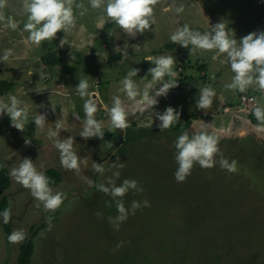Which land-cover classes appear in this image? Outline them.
Wrapping results in <instances>:
<instances>
[{
  "label": "rangeland",
  "instance_id": "obj_1",
  "mask_svg": "<svg viewBox=\"0 0 264 264\" xmlns=\"http://www.w3.org/2000/svg\"><path fill=\"white\" fill-rule=\"evenodd\" d=\"M72 3L77 14L75 27L64 34L58 32L57 39L39 46L32 44L22 30L25 0H4L0 7V57L7 56L0 59V81L4 82L0 87L6 96H16L22 89L16 97L28 112L23 131L12 127L7 115L0 118V160L9 172L24 158L31 159L44 173L56 169L61 178L51 187L54 193L66 195L59 209L48 212L10 176L11 185L6 191L12 214L10 233L23 231L27 235L32 244L28 264H264V122L251 114L257 107L254 101L261 103L262 97L257 93L251 104L241 106V93L224 87L232 73L221 62L223 56L215 58L213 52L195 48L189 51L169 40L185 24L205 32L223 23L237 39L257 27L264 30V0H157L156 23L151 31L135 39L126 37L114 24H104L103 14L91 9L89 0ZM179 6L184 11L176 15L174 10ZM166 7L171 11L165 12ZM9 16L20 22V29L7 27ZM124 42L127 59L114 49L116 45L123 47ZM168 54L177 59L179 84L166 98H158L156 110L162 112L172 106L180 116L190 119V129L206 128L220 134V151L229 161H237L236 173L222 170L219 163L211 169L197 165L185 182L177 183L172 144L181 132L160 131L155 118L152 125L150 112L130 116V127L124 132L105 130V135L113 134L110 138L85 140L79 136L85 119L84 100L75 91L80 79L88 80L89 91L95 89L99 94L101 90L103 97L120 95L124 106L131 107L132 101L117 91L119 82L136 67L141 71L134 79L142 89L150 79L143 77L151 66L144 58ZM48 60H56V64L51 66ZM29 70L33 72L31 77L27 75ZM202 87L217 92L212 107L205 110L206 116L194 106ZM40 91L46 95L39 98L48 102L47 107L43 100L32 103L37 107L24 102L26 96L30 98ZM223 92L228 95L221 105L219 96ZM6 96L0 97V104L10 103ZM96 100L104 109L96 113V118L107 120L106 110L112 105L105 107L104 99ZM38 109L47 112L43 128L33 122ZM73 113L79 115V120ZM243 119L259 122L263 132L244 129ZM56 122L62 125L59 139L73 136L74 150L85 161L79 174L60 167L59 152L48 137ZM241 129L247 135L236 137L234 133ZM25 140L30 142L26 144ZM93 162H104V174L92 170ZM121 164L123 168H119ZM117 170L121 174L117 184L126 178L136 179L144 189L136 194L130 191L123 198L125 207H130L133 200L146 199L150 203L130 214L118 231L108 222L109 217L117 215L116 204L97 188L107 184ZM85 177L94 181L93 185L89 186ZM24 242L9 243L4 224L0 225V264H20Z\"/></svg>",
  "mask_w": 264,
  "mask_h": 264
},
{
  "label": "clouds",
  "instance_id": "obj_2",
  "mask_svg": "<svg viewBox=\"0 0 264 264\" xmlns=\"http://www.w3.org/2000/svg\"><path fill=\"white\" fill-rule=\"evenodd\" d=\"M157 0H89V7L99 10L103 14L104 24H114L126 37L135 39L138 35L151 31L155 20V5ZM4 0H0V7H3ZM79 7V6H77ZM24 10L26 22L23 23V31L28 33L27 39L35 45H41L44 41L57 39V33L63 34L70 28L75 27L77 14L74 11L72 0H25ZM165 12L171 11L166 7ZM175 14L179 15L184 11L183 6L175 8ZM79 15H83L80 12ZM3 19V17H0ZM7 27L13 31L21 28L20 22L9 16ZM231 29V28H230ZM62 40V39H61ZM170 42L182 48L200 49L206 52H213L215 58L224 57L221 61L226 63L228 70L232 73L230 82L224 85L228 91L246 93L249 88L264 93V30H257L248 33L240 39L235 38L233 30H229L223 23H216L207 31L201 32L185 24L177 28L170 36ZM128 42V41H127ZM189 46H191L189 48ZM114 49L121 53L122 58H128V47L116 45ZM11 50H9L10 53ZM7 59V56L0 57ZM144 60L150 62L145 77H150L141 89L134 79L140 73V69L132 67L123 79L119 82L118 93H123L128 100L132 101L131 107H125L120 95L112 97V107L107 109V120L97 119L96 113L104 110L98 104L96 97L89 92V82L87 79H80L75 86V91L84 100V126L79 136L87 140L89 138L103 139L105 130L113 133L130 127L129 117L143 116L146 112L152 114V125L154 119L158 121L156 127L160 131L169 130L180 121V111L172 106H167L164 110L157 111L156 107L160 97H167L170 90L178 87L179 73L175 68L176 57L172 54L160 56H146ZM33 72L28 71L31 77ZM43 78L44 74H39ZM167 77V79H166ZM215 77L213 76V79ZM10 103L0 104V118L4 115L10 119L11 126L23 131L28 121L26 108L21 107V101L16 96H11ZM214 99H217V92L212 87H202L199 89V96L195 100V109L202 110L203 115H207L205 110L212 107ZM221 105L223 99L220 98ZM257 121L264 122V107L257 106L251 113ZM75 119L79 120V115L73 113ZM47 112L37 114L34 124L38 128H43L47 122ZM62 125L56 122L54 129L49 130L48 137L52 140L53 147L59 152L60 167L65 171H74L79 174L81 165L85 161L74 150L73 136L59 139ZM236 137L243 138L247 135L244 129L234 133ZM223 137L215 132H210L206 128L198 130L187 129L182 131L173 141V158L176 169L173 177L177 183L185 182L192 175L194 166L201 169L214 168L217 163L222 170L228 173H236L237 161H229L220 151L219 144ZM30 140H25L29 143ZM124 165H119L123 168ZM92 170L98 174H104V162H93ZM9 175L12 179L30 192L31 198L41 202L43 208L48 212H55L61 207L66 199L62 192H53L50 178L38 170L33 161L24 158L17 168H13ZM120 171L113 172L108 178L107 184H99L97 188L115 202L117 215L109 217L108 222L114 230H119L120 225L125 222L130 214H135L136 210L149 207L148 200L143 202L133 200L130 207L126 208L124 197L131 191L133 194L142 193L143 187L136 179H123L121 183ZM89 186L94 181L84 178ZM100 216V213H97ZM12 219L11 209L5 208L0 211V225L10 223ZM51 222V217L48 218ZM7 239L11 244H19L26 239L23 231H12Z\"/></svg>",
  "mask_w": 264,
  "mask_h": 264
},
{
  "label": "trees",
  "instance_id": "obj_3",
  "mask_svg": "<svg viewBox=\"0 0 264 264\" xmlns=\"http://www.w3.org/2000/svg\"><path fill=\"white\" fill-rule=\"evenodd\" d=\"M49 65L53 66L56 64V60H48ZM0 85H4V82L0 81ZM3 93L2 88L0 87V94ZM249 94V93H247ZM257 123V121H256ZM191 126V121L189 118H185L183 116H180V121L171 129L177 131V132H182L186 129H188ZM112 133L107 132V134H104L103 139H99V140H104L107 139V136L112 137ZM9 169L6 165V163L2 160H0V211H2L5 208H10L9 205V200H8V196L6 194V191L8 190V188L11 185V180H10V175H9ZM45 174L50 178L51 181V185L56 184L57 182H59L61 175L60 173L53 168H49L45 171ZM10 226L11 224H4V230H5V234H6V239L8 234L10 233ZM8 240V239H7ZM26 242H24V244H22L21 246V251H20V255H19V263L20 264H28L29 263V258L32 254V244L30 243V241H27V235H26Z\"/></svg>",
  "mask_w": 264,
  "mask_h": 264
},
{
  "label": "crops",
  "instance_id": "obj_4",
  "mask_svg": "<svg viewBox=\"0 0 264 264\" xmlns=\"http://www.w3.org/2000/svg\"><path fill=\"white\" fill-rule=\"evenodd\" d=\"M210 26V25H209ZM211 27V26H210ZM257 30H260V28H256L255 29V31H257ZM244 31V29H242V32ZM80 32H84V30H80ZM243 36H245V35H243ZM242 36V37H243ZM213 55V54H212ZM213 57V56H212ZM10 84V83H9ZM21 88H23V87H21ZM42 88H44V87H41V89ZM22 90V89H21ZM21 90L18 92V93H16V96L18 95H20L21 94ZM24 90V89H23ZM54 89H52L51 91L52 92H57L56 90H54ZM108 90V89H107ZM43 91H40L39 93H33V96H31L30 98H27V96H26V98H25V100H24V102L26 103V104H28V105H30V107H37L38 105L37 104H35V105H32V103H35V102H38V101H40V100H43V104L47 107L49 104H48V102L46 101V103H45V101H44V99H40L39 97L40 96H46L45 94H43L42 93ZM93 96H95V97H98V100H100V101H102V99H104L102 102H103V105L105 106V107H108V106H110V105H112V97L111 96H107V97H103L102 95H101V90H100V93L98 94L97 93V91L95 90V89H93V90H91V91H89ZM247 93H250L249 95H252L253 96V98H254V95L256 94L257 95V93H259L260 95V97H262L261 99V103H258L257 102V100H256V102L254 101V106L256 105V106H261V107H264V102H263V100H264V93H261V92H258V91H255L253 88H249V92H247ZM177 94H179V92L178 93H176V94H174L175 96V98H177L178 97V95ZM48 95V94H47ZM49 95H51V94H49ZM226 96H224V92H223V95H220L219 96V98H222L223 99V101H224V99L227 97V95L228 94H225ZM6 95L4 94L3 95V93L2 94H0V97H5ZM11 96H14L13 95V93H11L10 95H8V96H6V97H11ZM52 96V95H51ZM25 97V96H24ZM256 97V96H255ZM125 98L127 99V97L125 96ZM35 99V100H34ZM21 107H24L22 104H21ZM225 111L227 112V111H229V107L228 106H226V109H225ZM41 112L43 113V111H42V109H38V111L36 112L37 114H41ZM238 122H240L239 120H238ZM260 123H263V122H260ZM242 126H243V128L244 129H247V128H255V130H258V131H260L261 133L263 132L262 130H261V127H260V125L261 124H259V122L258 123H256V124H254V123H252L251 122V120L249 121V120H247V119H243V121H242ZM190 129V128H189Z\"/></svg>",
  "mask_w": 264,
  "mask_h": 264
},
{
  "label": "built area",
  "instance_id": "obj_5",
  "mask_svg": "<svg viewBox=\"0 0 264 264\" xmlns=\"http://www.w3.org/2000/svg\"><path fill=\"white\" fill-rule=\"evenodd\" d=\"M253 96L252 95H249L247 93H244V94H241L240 95V105H245L246 106V103L249 102L251 104V102L253 101Z\"/></svg>",
  "mask_w": 264,
  "mask_h": 264
},
{
  "label": "water",
  "instance_id": "obj_6",
  "mask_svg": "<svg viewBox=\"0 0 264 264\" xmlns=\"http://www.w3.org/2000/svg\"><path fill=\"white\" fill-rule=\"evenodd\" d=\"M111 132V131H110Z\"/></svg>",
  "mask_w": 264,
  "mask_h": 264
}]
</instances>
